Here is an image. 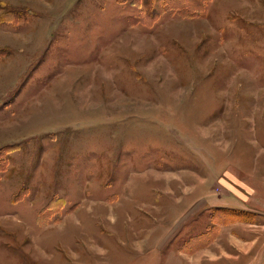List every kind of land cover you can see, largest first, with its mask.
Here are the masks:
<instances>
[{
  "label": "rangeland",
  "instance_id": "obj_1",
  "mask_svg": "<svg viewBox=\"0 0 264 264\" xmlns=\"http://www.w3.org/2000/svg\"><path fill=\"white\" fill-rule=\"evenodd\" d=\"M200 1L0 0V264H264V0Z\"/></svg>",
  "mask_w": 264,
  "mask_h": 264
},
{
  "label": "trees",
  "instance_id": "obj_2",
  "mask_svg": "<svg viewBox=\"0 0 264 264\" xmlns=\"http://www.w3.org/2000/svg\"><path fill=\"white\" fill-rule=\"evenodd\" d=\"M195 2L198 3L199 7L202 6V5H201L202 2H201L200 0H195ZM195 2H194V3H195ZM190 8L193 9V10H196L195 7H190V6H188L187 4L184 5V7L181 8V9H182V10H186V9H190ZM191 9H190V10H191ZM190 10H189V12H190ZM195 13H197V10H196Z\"/></svg>",
  "mask_w": 264,
  "mask_h": 264
}]
</instances>
